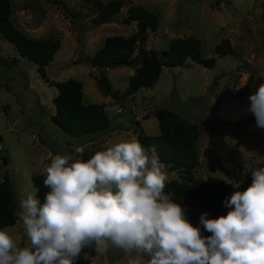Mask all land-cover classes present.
<instances>
[{
    "label": "rangeland",
    "instance_id": "obj_1",
    "mask_svg": "<svg viewBox=\"0 0 264 264\" xmlns=\"http://www.w3.org/2000/svg\"><path fill=\"white\" fill-rule=\"evenodd\" d=\"M9 2L13 24L26 35L58 38L59 47L45 74L54 80L79 79L85 101L115 103L114 99L106 102L110 95L99 91L92 76L98 69L85 59L104 36L134 30V21L121 20L128 2L156 15L157 26L147 29L145 47L165 48L171 37L192 34L200 40V54L215 56V62L207 67L186 58L181 64L164 65L150 85L119 100L124 113L115 115V106L106 105L112 125L122 120L111 144L128 155L124 181L116 180L106 164L84 171L74 160L83 149V139L66 134L51 121L56 87L39 76L34 62L0 37V180L8 181L19 206L18 219L0 227V264L34 261L37 234L29 220L37 209V198L31 174L46 170L71 185L82 199L84 213L70 222L67 247L88 264H201L189 238L201 249L203 233L177 209L167 213L158 206L165 199L158 181L178 178L177 172L150 158L132 130L134 114L145 133H157L152 110L159 106L200 128L193 175L218 176L229 182L243 201L254 206L252 223L264 226V196L258 193L264 191V0H124L114 20L96 24L89 0ZM222 37L229 38L232 54L214 52ZM129 68L118 65L104 70L118 92L127 85ZM250 113L258 118L248 125L227 123ZM107 215L111 216L94 236ZM197 257L206 264H235L232 259L200 252Z\"/></svg>",
    "mask_w": 264,
    "mask_h": 264
},
{
    "label": "trees",
    "instance_id": "obj_2",
    "mask_svg": "<svg viewBox=\"0 0 264 264\" xmlns=\"http://www.w3.org/2000/svg\"><path fill=\"white\" fill-rule=\"evenodd\" d=\"M89 1L95 24L114 20L124 3V0ZM10 14L9 0H0V37L8 41L19 55L34 62L39 76L47 84L56 87V93L52 96L54 112L50 114L51 121L63 132L73 136H88L106 130L110 118L104 103L83 102L82 82L79 79L66 77L53 80L46 76L44 66L58 49V38L30 37L13 24ZM261 14L264 15L263 12ZM122 20L125 23L133 20L134 30L128 35L104 36L87 59L89 65L98 69L94 75L98 89L103 94L113 96L118 102L140 86L150 85L164 65L181 64L186 58L207 67L215 62V56L200 54V40L192 34L171 37L165 48L145 47L147 29L156 28L157 18L140 4L129 2ZM214 52L217 55L232 54L229 38L222 37L215 43ZM10 60L14 61V58ZM118 65L133 66L127 85L121 92L112 89L104 73L106 68ZM152 113L156 117L157 133H145L137 120L132 130L135 140L150 158L177 172L178 178L158 181V188L165 195L158 206L167 213L173 208L177 209L203 233L205 244L201 249L192 237L189 238L195 259L206 264L197 257V252H200L203 256L232 259L235 264H264V226L252 223L256 216L254 206L243 201L240 192L223 178H197L193 175L197 163L195 142L200 133L199 126L166 107H155ZM257 118L258 114L250 113L227 120V123L244 126ZM74 160L84 171H93L99 163L106 164L116 180L126 181L128 157L124 152H96L83 148L75 153ZM31 181L35 187L37 209L29 224L37 238L32 251L34 261L30 264H88L82 257H77L74 249L67 247L69 224L80 219L84 213L77 190L64 185L52 170L32 173ZM258 193L264 196V191ZM18 209L10 184L5 178L1 179L0 227L13 224L18 219ZM110 216H105L99 222L94 236Z\"/></svg>",
    "mask_w": 264,
    "mask_h": 264
},
{
    "label": "crops",
    "instance_id": "obj_3",
    "mask_svg": "<svg viewBox=\"0 0 264 264\" xmlns=\"http://www.w3.org/2000/svg\"><path fill=\"white\" fill-rule=\"evenodd\" d=\"M129 4V2L127 3V5ZM126 5V6H127ZM126 6H125V8H126ZM120 10V9H119ZM123 18H121V20H122ZM112 21V20H111ZM131 21H133V20H131ZM103 23H106V21L105 22H103ZM102 23V24H103ZM146 37H147V35H146ZM147 47V46H146ZM90 57V56H89ZM53 58V57H52ZM88 59V58H87ZM87 59H85L86 60V62H87ZM52 60V59H51ZM50 60V61H51ZM49 61V62H50ZM48 62V63H49ZM47 63V64H48ZM46 64V65H47ZM46 65L44 66V69H46ZM130 66V68H129V74L133 71V66H131V65H129ZM46 73V72H45ZM94 75L95 74H93L92 76H93V78H94ZM47 76V75H46ZM49 78V77H48ZM50 79V78H49ZM54 80V79H53ZM94 81H95V78H94ZM109 83H110V85H111V82L109 81ZM95 84H96V81H95ZM111 87H112V85H111ZM112 89H113V87H112ZM100 91V90H99ZM105 95H108V94H105ZM53 96V95H52ZM115 100V103H111V104H107V103H105V102H103L104 103V108H106V105L107 106H110V107H113V106H115V115H119V114H121V113H124V111H123V109H124V105H123V103H121L120 101L118 102L113 96H110V98L106 101V102H108V101H111V100ZM82 101L83 102H85V103H88L89 101H85V99H84V97H83V91H82ZM51 103H52V110L50 111V114H52L53 112H54V104H53V102H52V97H51ZM120 108V110L119 111H117V109H119ZM144 114V113H143ZM108 115V114H107ZM145 115V114H144ZM109 117V116H108ZM132 117H135L136 118V120H137V116L136 115H134V114H132ZM130 120V119H129ZM122 120H119V121H116L113 125H112V123H111V120H110V125H112L111 127H110V125H109V129H107V130H104V131H102V134H100V135H93L92 136V134H89L88 136H81L80 138H82L83 140H82V142H80V147H82V148H86V149H92V150H95L96 152H109V151H118V152H124V151H122V150H119L117 147H116V145L115 144H111V142H113V136H112V134L114 133V131H115V129L117 128V127H121L122 126ZM139 123V125L141 126V129H142V125H141V123L140 122H138ZM143 130V129H142ZM125 153V152H124ZM127 154V153H126ZM127 157H128V155H127ZM128 161H129V159H128ZM97 166V165H96ZM96 166H95V168H96ZM125 178H126V175H125Z\"/></svg>",
    "mask_w": 264,
    "mask_h": 264
},
{
    "label": "built area",
    "instance_id": "obj_4",
    "mask_svg": "<svg viewBox=\"0 0 264 264\" xmlns=\"http://www.w3.org/2000/svg\"><path fill=\"white\" fill-rule=\"evenodd\" d=\"M120 110V108L119 109H117V111H119ZM33 136V135H32ZM0 148H1V145H0ZM66 182H69L68 180H66ZM68 185V184H67ZM68 186H71V185H68ZM72 187H73V185H72Z\"/></svg>",
    "mask_w": 264,
    "mask_h": 264
}]
</instances>
